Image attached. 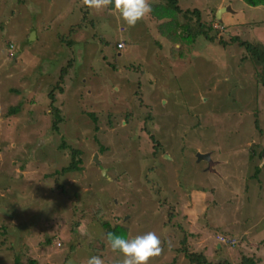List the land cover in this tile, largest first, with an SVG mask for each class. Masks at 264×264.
<instances>
[{"label":"rangeland","instance_id":"obj_1","mask_svg":"<svg viewBox=\"0 0 264 264\" xmlns=\"http://www.w3.org/2000/svg\"><path fill=\"white\" fill-rule=\"evenodd\" d=\"M175 2L182 12L150 0L129 27L114 5L0 0V264H117L103 222L125 238L156 232L149 264H188L184 251L264 264V69L239 44L264 51V6ZM62 142L81 170L45 177L69 163Z\"/></svg>","mask_w":264,"mask_h":264},{"label":"clouds","instance_id":"obj_2","mask_svg":"<svg viewBox=\"0 0 264 264\" xmlns=\"http://www.w3.org/2000/svg\"><path fill=\"white\" fill-rule=\"evenodd\" d=\"M83 5L96 11L114 5L123 22L129 27H134L152 12L150 0H83ZM106 242L112 252L120 254L117 264H149L150 260L161 256L163 252V241L154 231L136 235L134 238L109 232L106 234ZM86 264H105V260L94 255Z\"/></svg>","mask_w":264,"mask_h":264},{"label":"trees","instance_id":"obj_3","mask_svg":"<svg viewBox=\"0 0 264 264\" xmlns=\"http://www.w3.org/2000/svg\"><path fill=\"white\" fill-rule=\"evenodd\" d=\"M245 2H247L249 5L251 4L252 6H259V5H263L264 6V0H245ZM168 4L175 11L182 12L181 9L177 6V3L175 2V0H169ZM189 13L193 14V16H197L196 18H199V11L198 10H196V9H194L192 11L186 10L185 12H183L184 15L189 14ZM214 20H215V17H214ZM199 26L200 27H204V29L207 28L209 30H213V31L217 32V30L212 26V24L209 25L208 27H205V26H203L201 24H199ZM204 29L201 30V34H203L204 37L209 38V36H207L205 34V30ZM197 32L199 33V30ZM213 36H216V33H214ZM64 39H62L60 37V41H63V43L65 42ZM210 40H214V38L210 37ZM65 44L68 47H73L72 46L73 43H72L71 40H67V42H65ZM239 44L242 45V46L244 45L247 50H251L252 51V55L254 57L252 59L256 63L257 62L260 63V65H262V69H264V51L263 50L261 51L257 47H252L250 44H248L246 42H240ZM10 47L12 48V46H10ZM257 49H258V51H257ZM12 56H13V54H12ZM63 74H64V72H61V76L62 77H63ZM260 76L263 77V79H264V72H262ZM262 83H263V86H264V82H262ZM56 90H60L59 83H57L56 89H51V91L48 92V94H47V98L50 100V103H49L48 107L51 110L50 114H52V118H53L52 119V127H51L52 131H58V125H59V123L62 122V118L59 115V111L54 106V103H55V100H56L55 99ZM18 111H19V106H16V107H13V108L11 107L9 109V113L10 114H16V113H18ZM89 116L92 119V121L95 123L96 122L95 116L93 114H90ZM95 130H96V128H95ZM149 139L153 141V143H154L153 147H154V150H156L159 147V144H158V142H156L155 137L150 135ZM59 147L61 149L65 150V153H66L65 156L68 155L67 157L69 158V163H68L67 166L62 167L60 170H56L53 173L46 175L45 177H50V176L51 177H56V176L57 177H62V176H65V175H67L69 173L78 172V171L81 170V167H80L81 155H82L81 154V150H79L78 148H72V147L66 145L65 142H62L59 145ZM101 150L104 151V148H101ZM156 151H158V150H156ZM154 156H156V155H154ZM5 228H6L5 225H0V237L4 236L5 230H6ZM75 228H76V226H75ZM102 228L104 230L105 238H106V234L109 233V232H113V233L117 234L118 226L116 224L112 226L108 222H103L102 223ZM5 241H6V239H4V242H0V247L1 246H5V244H6ZM46 241L50 242V239H47ZM184 255H185V257H186V259L188 261V264H207V260H205V258L201 257V255H197V254L190 253V252H185V251H184ZM29 260L30 259H27L28 264H35V261L30 260V262H29ZM64 263H66V260H64ZM13 264H19V261H18L17 257H15V259H13ZM242 264H253V260L250 259V258H244Z\"/></svg>","mask_w":264,"mask_h":264},{"label":"water","instance_id":"obj_4","mask_svg":"<svg viewBox=\"0 0 264 264\" xmlns=\"http://www.w3.org/2000/svg\"><path fill=\"white\" fill-rule=\"evenodd\" d=\"M229 10V7H225V8H221V9H219L218 11H217V13H216V20L217 21H220V17H221V14L223 13V12H227ZM98 155L97 154H95L94 155V157H93V163L94 164H96V165H100V162H99V160H98ZM263 158H264V155H263ZM197 160L198 161H200V160H205V161H209V155L208 154H205V155H200V154H198L197 155Z\"/></svg>","mask_w":264,"mask_h":264},{"label":"built area","instance_id":"obj_5","mask_svg":"<svg viewBox=\"0 0 264 264\" xmlns=\"http://www.w3.org/2000/svg\"><path fill=\"white\" fill-rule=\"evenodd\" d=\"M123 46H124V44L122 42H118V44H117V48L118 49H122Z\"/></svg>","mask_w":264,"mask_h":264},{"label":"crops","instance_id":"obj_6","mask_svg":"<svg viewBox=\"0 0 264 264\" xmlns=\"http://www.w3.org/2000/svg\"><path fill=\"white\" fill-rule=\"evenodd\" d=\"M120 40L124 41L123 39H120ZM118 42H120V41H118ZM124 47H125V41H124Z\"/></svg>","mask_w":264,"mask_h":264}]
</instances>
